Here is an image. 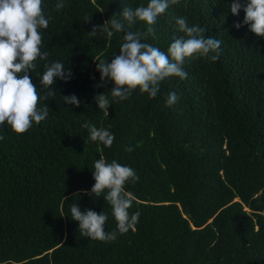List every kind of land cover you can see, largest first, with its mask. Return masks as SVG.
Returning a JSON list of instances; mask_svg holds the SVG:
<instances>
[{
	"label": "trees",
	"instance_id": "trees-1",
	"mask_svg": "<svg viewBox=\"0 0 264 264\" xmlns=\"http://www.w3.org/2000/svg\"><path fill=\"white\" fill-rule=\"evenodd\" d=\"M59 2L42 0L49 25L39 29L41 52L48 58H37L29 72L37 107L46 105L49 114L23 134L0 125V264H264V37L242 24L243 10L234 16L232 0L170 2L153 26L155 38L141 42L167 54L184 36L176 20L185 18L205 28V38L221 41L218 60L186 58L187 78H165L155 98L137 88L117 102L96 62H110L126 32L147 26L125 23L110 38L103 28L95 37L88 32L149 0H62L57 11ZM52 62L71 77L57 79L45 99L49 89L40 77ZM173 92L178 101L168 106ZM100 93L110 101L108 115L94 101ZM72 94L78 107L63 101ZM85 122L107 128L111 147L91 141ZM102 157L139 177L125 185L138 223L111 242L82 236L70 212L73 204L103 212L105 231L116 230L106 192L88 194Z\"/></svg>",
	"mask_w": 264,
	"mask_h": 264
},
{
	"label": "clouds",
	"instance_id": "clouds-1",
	"mask_svg": "<svg viewBox=\"0 0 264 264\" xmlns=\"http://www.w3.org/2000/svg\"><path fill=\"white\" fill-rule=\"evenodd\" d=\"M170 2L175 4L178 0H149L146 7H124L119 14H114L103 25H94L88 32L89 36L95 37L103 28L110 38L114 33H121L125 29V23L131 26L140 21L147 26L143 32H126L119 54L110 62L104 59L96 62L101 82H112L111 96L117 102L128 99L137 88L140 92L147 93L150 98H155L160 82L165 78H187L188 73L182 68L186 58L199 55L209 57L213 62L218 60L221 41L212 36L205 38L206 29L189 26L185 18L176 20L179 31L184 36L169 45L167 54L158 47L141 42L146 37L155 38L153 26ZM63 7L65 5L62 0L55 5L57 11ZM241 9L244 12L242 24L247 25L254 35L264 37V0H232L229 4V10L234 16ZM88 20L86 17L85 21ZM48 25L49 19L43 13L42 0H0V125L6 122L17 134L26 132L33 122L39 124L49 114L46 105L43 108L37 107L40 96L29 75L30 70L36 68L34 62L37 58H48L47 52H41L42 36L39 31L46 29ZM233 26L239 28L242 25L236 23ZM44 68L40 83L49 89L45 96L47 99V96L55 94L52 89L55 81H67L71 77V71H66L61 62L45 64ZM102 86L103 84L96 85ZM62 98L65 104L74 107L81 103L74 94ZM94 101L108 115V97L100 93L94 96ZM177 101L176 93L168 94V106ZM82 127L88 129L91 141H98L106 147L113 144L114 135L107 128H98L91 122H85ZM3 138L0 136V140ZM126 151L131 152L133 149L129 147ZM92 175L95 183L88 194L99 197L106 192L103 199L111 206L117 228L106 232L104 225L108 216L105 213L90 209L81 211L77 204L71 206V219L78 222V230L82 236L103 242L115 241L117 232L126 233L138 223L139 211L129 214L128 209L132 206L134 197L131 192L125 191V185L129 181L137 182L139 177L131 167L121 165L115 160L106 162L103 157L95 161Z\"/></svg>",
	"mask_w": 264,
	"mask_h": 264
}]
</instances>
